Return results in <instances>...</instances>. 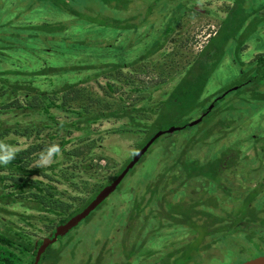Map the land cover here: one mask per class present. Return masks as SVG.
I'll use <instances>...</instances> for the list:
<instances>
[{
	"label": "trees",
	"instance_id": "16d2710c",
	"mask_svg": "<svg viewBox=\"0 0 264 264\" xmlns=\"http://www.w3.org/2000/svg\"><path fill=\"white\" fill-rule=\"evenodd\" d=\"M56 1L60 2H51L53 9L70 8L68 0ZM138 1L142 5L147 3ZM162 1L172 5L165 4L161 12L165 17L157 16L154 20L143 9L137 12L134 0L96 1L105 11L100 23L86 20L73 6L69 19L56 15L51 19L53 16L47 10L42 11L41 2L40 8L36 5L39 13L35 18H26L22 11L0 13V264H23L26 256H32L29 252L34 238L50 236L87 208L121 175L132 155L152 139L156 118L165 115H171L172 120L181 118L179 110L188 99L196 102L194 109L199 108L194 110L195 118L200 116L201 108L206 112L211 104V97L205 96L207 85L221 66L225 52L233 51L230 42L236 33L247 31L248 36L250 30L264 31V0H233L220 34L200 54L194 55L190 34L181 35V29L178 32L184 13L191 8V12L199 15H213L228 0H215L216 3L206 0L204 6L195 8L193 4L198 0H158ZM0 4L15 9L23 6L19 0H0ZM164 19L172 25L163 28ZM106 28H111L108 33ZM245 34L237 39L238 45L244 42ZM259 38L264 41V36ZM238 65L243 82L232 92L237 98L224 103L230 111H237L234 121L242 120L239 113L245 115L247 110L241 108L238 99H252L264 109V52L249 62L240 60ZM161 91L164 92L160 97ZM220 114L218 121L226 123V129L217 138L211 140L217 127L211 125L213 117L208 112L200 124L194 127L184 124L187 131L165 134L154 143L159 165L153 179L128 187L125 184L139 171L146 154L118 187L115 194L120 196L119 218L136 225L135 234L158 235L166 244L188 238L195 224L198 230L193 234L211 243L202 246L199 256L224 237L246 235L255 236L256 241L264 240V217L260 215L264 210H254V201L249 199L261 192L232 193L235 186L225 180L229 185H225L228 192L224 198L228 199L215 195L216 186L211 178L225 179L226 171L236 170L242 158L251 174L264 172V151L258 150L262 147L260 138L252 144L253 157L259 161L256 168L249 166L251 157L241 150L234 149V156L226 161L227 169L222 167L225 157L212 156L215 152L212 142L220 141L223 134L229 133L227 129L234 130L233 122H227ZM115 123L117 127L110 126ZM173 125L172 122L158 125L155 133ZM104 132L111 137L109 147L104 144L105 136L99 137ZM182 132L188 134L179 143ZM208 139L211 153L197 157L193 148L205 147ZM216 157L219 160L212 166L210 160ZM143 174L144 171L139 173ZM199 182L197 194L202 198L192 205L208 210H198L196 221L189 226L181 223L187 215L177 219L178 213L173 212L172 220L167 219L166 210L175 208L176 199L181 201L186 196L182 186ZM233 199L243 204L231 207ZM245 211L250 215L246 216ZM152 216L155 219L147 227L146 220ZM169 225L180 227L173 231L180 233L172 234ZM167 254V260L154 264H211L206 258L199 261V257L187 252L178 258L175 250ZM131 255L139 258L137 264H148L145 262L148 256L138 257L139 250ZM52 262L53 259L49 261Z\"/></svg>",
	"mask_w": 264,
	"mask_h": 264
},
{
	"label": "rangeland",
	"instance_id": "374dc122",
	"mask_svg": "<svg viewBox=\"0 0 264 264\" xmlns=\"http://www.w3.org/2000/svg\"><path fill=\"white\" fill-rule=\"evenodd\" d=\"M20 3L23 4L21 9H15V8H8V4L5 6L2 5V8L0 9L1 14H5L7 11L10 14H15L19 11L24 12L26 18L27 16L29 18H35L38 15V10L36 9V5L40 8V2H41V9L42 11L47 10V14L51 16H57L59 18H68L73 9L77 12H79L80 15L84 16V18L90 22H96L100 23L104 20L105 11L102 9L101 4H99L98 0H68L67 3H70V8L64 9L63 11L53 9L51 2H60L56 0H44L42 2L41 0H19ZM48 1V2H46ZM146 4H141L140 1L134 0V4H137V12H139L141 9H143V12L145 11L147 13V16L157 17L161 16V12H163L164 8H166L167 4L168 6L172 5L169 4L167 1L158 2V0H146ZM215 2V0H214ZM63 3V2H62ZM63 5V8L66 6V4ZM205 3V0H201L199 3L195 2L194 6H200ZM216 3V2H215ZM50 4V5H48ZM64 4V3H63ZM74 4V5H73ZM219 5H222L224 3L219 2L217 3ZM227 5L221 6L219 10H216V13L213 15L208 14H197L191 12L190 10L186 11L183 16V21L181 22L183 25L179 27V30L183 29V31H186V34H190V36L193 39V42L191 43L192 52L194 55H198L202 52V50L208 46L209 42L212 38H214L216 35L218 36L220 32L222 31V22L223 18H225L227 12H229V8H231L234 4L233 0H228L226 2ZM48 5V8L45 9V7ZM182 3L179 5L181 7ZM213 6V3L212 5ZM192 7V6H191ZM194 8V7H193ZM212 8V7H211ZM35 9V12L32 10ZM124 13L126 11L123 10ZM53 17H50L51 19H55ZM164 16V15H162ZM165 17V16H164ZM171 21H168L167 19L163 20L162 27H169L171 26ZM111 28H106L105 32H109ZM177 32V33H178ZM214 32V33H213ZM243 32H245V39L244 42H242L241 45H238L237 39H239L241 36H243ZM203 38H200L197 40L198 36H202ZM211 33V37H208ZM264 31L261 33L248 31H238L236 35L234 36V39L230 42V46L232 47L233 51H226L224 55L223 62L221 66L216 69L213 72V77L210 80L209 84L206 88V94H215L220 95L223 92H225L227 89H229L232 86H238L241 85L243 82V77L240 75V69L237 63L241 61L248 62L254 58L255 55L264 52V45H263V39L259 37H263ZM178 35V34H177ZM175 38L176 35L174 36ZM243 45L242 49L241 46ZM228 49V47H226ZM222 55V56H223ZM234 57V60L236 63L232 64V58ZM232 59V60H231ZM247 78V77H246ZM153 80V79H151ZM264 87V84H263ZM164 91H161L158 93L160 97L162 96V93ZM230 95H228V98ZM240 102L239 104H242V109H247L245 112V115L241 112L239 113V117H243L242 120H238L237 127L241 126V124L246 123L244 127H240L237 130H235L234 136L232 135L233 132H231V128L227 129L229 131V138H227V142L229 144V148L236 149L238 151L241 150L245 155H249L251 158L249 159V166L251 168H256L259 166V161L256 160L254 156L255 152L253 149V145L256 143V139L260 138L262 140L261 144L262 147H260L259 151H264V109L263 107H259L254 104L253 100H247L244 101L242 99H238ZM252 101V102H251ZM246 102H251L249 105ZM195 103L192 102L191 99H188L187 103L182 107V110H179L178 117H181L179 119L172 120L170 118L171 115H165L161 117L156 118L155 123L152 125V134L156 135L159 132L162 131H168L171 128L175 127H183L184 124H190L192 121L195 120V111L199 108H195ZM228 106V104H226ZM203 112V109H200V114ZM164 117V118H163ZM199 115L196 116L198 118ZM173 123L174 125L171 126L169 129L165 128L164 130H158L156 133V129L159 127L158 125H167L169 123ZM117 123L114 125H110L111 127H117ZM178 125V126H177ZM183 135L178 137V142L180 143L181 139H186L184 135L188 134L185 132L181 133ZM153 135V136H154ZM105 141L104 144L109 147L111 143V137L109 136L108 132L102 133L99 137H104ZM132 139H135V137H132ZM243 140V144L239 145L237 142ZM247 140V142H245ZM209 139L207 140V145L205 147H194L192 152H196L197 157L203 158L211 153V148L208 145ZM241 144V142H240ZM222 147V144H219L216 147V151L212 156H216L217 152L220 151ZM125 152H129V150H124ZM131 151V150H130ZM155 147H151L149 152L147 153L145 159H143L142 163L139 164V171L135 173V175L128 181V179L125 181V184H127V187L131 184H141L142 182H148L151 179L155 177L157 174V165L158 163V155L157 152L155 153ZM108 152H112V150H108ZM154 152V153H153ZM153 153V154H152ZM111 154V153H110ZM152 154V155H150ZM113 156H118L116 153H112ZM194 155H192L193 157ZM133 157V155H132ZM131 157V158H132ZM121 158L118 156V159ZM148 158L149 164H145L148 162H145V160ZM219 160V158H214L210 161H212V166ZM264 165V160H263ZM143 166V167H142ZM138 167V168H139ZM237 172L234 170H231L233 172L227 174L228 180L233 183V185L237 188V190H233L232 193H246L248 192L247 189H250V193L253 191L261 192V194H255L253 196H249V199L254 204V210L260 211L264 210V172L260 173H252L251 171L247 169V165L242 161L239 160L237 162L236 167ZM213 169V167H212ZM141 171L145 172L144 176H140L139 173ZM235 173V174H233ZM247 179H250L254 182V184L249 183ZM235 180V182H233ZM124 184V185H125ZM256 185V186H255ZM126 187V185H125ZM175 187V186H174ZM255 187V188H254ZM182 188V187H181ZM258 188V189H257ZM122 191V190H121ZM192 187L186 190V195H189V197L183 198V200L176 199V202H174L175 208H168L166 211L168 212L167 219L172 220V213L177 212L178 218H183L184 215H187V218H185L186 221H182L181 223L187 224V226L191 225V223H194L196 221V213L198 210L201 211V209L208 210L207 207L202 206L196 207L195 205H192V203H189L190 200H192L195 196L198 198L200 197V194H194L192 192ZM115 194V193H114ZM111 195L109 199H107L102 206H100L99 210L97 209L95 212H93V215L88 219L84 220L80 226L73 229L71 232H69L66 239H62L58 241L57 244H55L52 248V250L46 255V258L53 259L54 263L58 264H69L67 261V258H71L76 261L70 262L71 264H120L124 260V263L122 264H137L138 259H135L133 257L132 252L135 251L134 249L137 247V241L140 242L135 236H142L144 240H147L148 246H151L154 249L152 254L154 255L153 258L149 260L148 264H154L157 260H167L165 256H168L169 251H176V258L181 257L185 252L192 254L195 257H199V261H203V257L207 259V261L211 262V264H242L247 261L253 260L255 258H258L260 256H264V240L260 238L259 241L254 240L251 236H227L228 238H221L217 239L218 243H213L211 248L208 250L209 252L201 253V256L198 255L199 251L203 250V245L207 246V243L209 244L210 241L207 239H202L200 236H195L197 227L194 225L191 226V231L188 236V238H182V239H176L174 241H169L166 244H163V239L160 238L161 236L158 235H152V236H144V234H135L136 225H131L129 221H125L121 218H119V211L117 210L118 204H119V198L120 196L118 193L115 195ZM223 196L222 200H227ZM230 206L232 207H239L241 203L239 200L230 201ZM183 213H181V212ZM212 211V210H211ZM160 211H158L156 214H158ZM213 212V211H212ZM188 213V214H187ZM192 213V216L190 215ZM246 216H249L250 213L244 212ZM257 215L256 213H254ZM262 217H264V213L260 214ZM143 218V217H142ZM152 219V220H151ZM154 216L148 217V220H146V226L148 227L151 222L153 221ZM142 221V220H140ZM231 219L228 220L230 222ZM148 222V223H147ZM173 222V221H172ZM174 223V222H173ZM172 223V224H173ZM171 225V224H170ZM168 226V230L171 231L172 234H179L180 232H173L178 230L180 227L176 226ZM141 229V228H140ZM125 231V232H124ZM124 232V233H123ZM87 236V238H85ZM89 236H92L89 238ZM134 236V238L132 237ZM64 240V241H63ZM184 241H187L188 243L179 249H177V245H183ZM80 242L82 245H80ZM75 243V244H74ZM66 244L73 245L70 250L67 248L63 249V246ZM115 245V248H114ZM211 245V243H210ZM209 245V246H210ZM62 250V251H61ZM77 251L78 257L75 256L74 252H72V255L76 258L70 257L68 251ZM89 250V253L86 254ZM132 250V251H131ZM141 250V251H140ZM60 254L59 259L57 258V255ZM126 252H128L126 254ZM243 252V253H241ZM149 250H146L143 246V243L139 245V256H144L145 258L148 256ZM152 255V256H153ZM235 255H238L239 257H236ZM123 256L125 257L124 260H122ZM132 256V257H129ZM175 258V259H176ZM238 258V259H237ZM25 260L23 261V264H32L33 258L32 257H25ZM43 262V261H42ZM172 262V261H171Z\"/></svg>",
	"mask_w": 264,
	"mask_h": 264
},
{
	"label": "flooded vegetation",
	"instance_id": "af4514ba",
	"mask_svg": "<svg viewBox=\"0 0 264 264\" xmlns=\"http://www.w3.org/2000/svg\"><path fill=\"white\" fill-rule=\"evenodd\" d=\"M201 0H198L197 1V3H199ZM206 1V0H205ZM218 1H220V0H218ZM225 4V3H224ZM205 5V3L203 4V6ZM194 8H195V6H194ZM200 11H202V12H205V10H201V9H199ZM233 59V60H232ZM231 60H232V64H234V63H236V61H234V57L232 58ZM249 62V61H248ZM238 64V63H237ZM239 66V65H238ZM240 87V85H238V86H232V87H230L229 89H227L225 92H223L222 94H220V95H215V94H213V95H211V94H209V95H207V97H211V104L209 105V107H208V110L206 111V112H202L201 114H200V116L198 117V118H195V120H198L199 118H201L202 116V119L204 118V116H206V114L208 113V112H210V116H212L213 117V122H212V124L211 125H213V126H215V127H217L216 129H215V131L211 134V140H212V138H217V136H218V133L219 132H221V131H223V130H225L226 128H224L225 126H226V123H219V121H218V119H219V113H221L220 114V116H223L222 118H224V117H226L227 119H228V121L227 122H233V124L231 125V126H233L234 127V130L233 131H231V132H235V130H237L238 128H242V127H244V125L246 124V123H243V124H241V126H239L238 128H235L236 126H237V122H238V120L237 121H234V119H235V116H236V112L237 111H230L229 109H227L226 107H225V102H227V101H229V100H233V99H235V98H237V96L234 94V93H232L235 89H237V88H239ZM205 94V93H204ZM203 94V95H204ZM227 94V95H226ZM202 95V96H203ZM228 95H230V97L228 98ZM237 100V99H236ZM235 102V101H234ZM233 102V103H234ZM221 110H223V111H221ZM216 113H217V115H216ZM211 117V118H212ZM194 120V121H195ZM193 122V121H192ZM202 122V121H201ZM200 122V123H201ZM199 123V124H200ZM188 126H190V124H188ZM188 126L187 125H185V126H183V127H181V128H179V127H177V128H179V130L178 131H181V130H185V131H187V129H188ZM240 128V129H241ZM229 132V131H228ZM229 133H225V134H223L222 136V138H221V140L219 141H217L216 140V142H215V144H214V142H212L213 143V145H214V147H215V151H216V147L219 145V144H222V147H221V149H220V151H218L217 152V156H222V157H225V161L224 162H222L223 164H222V167H223V169H227V162H229V160H231V158H232V156H234V149H232V148H229V144H228V142H227V138H229ZM155 136V135H154ZM245 142H247V140H245ZM244 142H243V140H241V144H239V145H242ZM144 146H146V145H144ZM153 147V146H152ZM141 150H142V148H141ZM141 150H139V151H141ZM137 154V153H136ZM135 155V154H134ZM133 155V156H134ZM249 158H250V156L249 155H247ZM132 159H133V157H132ZM228 160V161H227ZM227 161V162H226ZM234 171H236L237 172V170H234ZM231 172H233V171H226V173L227 174H229V173H231ZM225 173V174H226ZM224 174V175H225ZM233 174H235V173H233ZM212 176H214V174L212 173L211 174ZM223 176V175H222ZM215 177V176H214ZM225 180H228V176H226L225 177V179L224 178H220V180H219V177H215V178H211V181H213L214 182V186H216V189H215V191H216V193H215V195H217L218 196V198H221V199H223V196H224V194L225 193H227L228 191L225 189V185H229V184H225ZM248 181H249V183H251V181L252 180H250V179H247ZM228 182H229V180H228ZM233 182H235V180H233ZM252 184H254V182L252 181ZM203 185V184H202ZM204 186H206V185H204ZM256 186V185H255ZM185 190H187L188 191V189L190 188V187H192V192L194 193V194H197V193H199L200 191H199V187H200V182L198 183V184H196V185H193V184H191V185H189L188 183H185L183 186H182ZM235 190H237V188L235 187ZM247 190H250V189H247ZM196 192V193H195ZM185 197H189V195H186ZM184 197V198H185ZM199 202V198L198 197H194L192 200H190L189 201V203H198ZM55 233V232H54ZM53 233V234H54ZM52 234H50V236H43V237H37V238H34V246H33V249H31V251L29 252V254H32V256H29V257H32L34 260H33V263L32 264H34L35 263V260H36V256H37V253H38V251H39V249H40V247L42 246V243H43V241L46 239V238H53V236H51ZM137 236V235H136ZM135 236V237H136ZM64 238L65 237H67V236H63ZM133 238H134V236H132ZM139 237H142V236H139ZM60 238V237H59ZM58 238V241L60 240ZM85 238H87V236H85ZM139 241H141L142 243H143V246L145 247V249L146 250H149V254H148V258H147V260L145 261L146 263H149V260L151 259V258H153V256H152V251L154 250V249H156V248H152L151 246H148V244H146L148 241L147 240H144L143 238H141V239H138ZM58 241L56 242V243H54V244H52V245H50L48 248H47V250H46V252L43 254V256H42V258H41V261H40V263L39 264H58V263H49V261L51 260V258H49V259H47L46 258V254L48 253V252H50L53 248V246L55 245V244H57L58 243ZM141 242H138L137 241V247L135 248V250H139V245L141 244ZM80 245H82V244H80ZM73 245H67L65 248H67V249H71V247H72ZM65 248H62V250L63 249H65ZM114 248H115V246H114ZM61 250V251H62ZM68 251V250H67ZM141 251V250H140ZM75 253V256L76 257H78V255H77V251H74ZM68 253H69V255H70V257H72V258H76V257H74L73 255H72V251H68ZM60 254H61V252L57 255V258L59 259V257H60ZM27 257V256H26ZM125 259V257L122 259V260H124ZM43 261V262H42ZM67 261L69 262V264H71L70 262H72V261H76V260H73V259H71V258H67ZM125 261V260H124ZM124 261L122 262V263H124ZM122 263H120V264H122Z\"/></svg>",
	"mask_w": 264,
	"mask_h": 264
},
{
	"label": "water",
	"instance_id": "95a60500",
	"mask_svg": "<svg viewBox=\"0 0 264 264\" xmlns=\"http://www.w3.org/2000/svg\"><path fill=\"white\" fill-rule=\"evenodd\" d=\"M181 35H186V31H183V29L180 31ZM199 39V36L197 37V40ZM193 42V39H192ZM236 90V89H235ZM203 117V116H202ZM199 118L198 120H195L190 123V127H194L198 125L203 119ZM179 128H171L168 131H162L156 134L152 137V139L142 148L141 151H139L137 154L133 156V159L130 161V163L127 165V167L124 169V171L121 173V175L110 185L106 186L99 194L98 196L85 208L81 213L77 214L73 218H71L67 223L59 226L55 233L52 234L53 238H46L42 246L40 247L36 260L34 264H39L41 261V258L43 254L46 252L47 248L56 243L58 241L59 237L66 236L71 232L73 229L77 228L81 225V223L86 220L94 211H96L107 199L113 195L118 187L122 184L128 173L135 167L139 162L142 160V158L149 152L151 147L154 145V143L163 135L165 134H174L177 132ZM242 264H264V256H260L258 258H255L253 260L247 261Z\"/></svg>",
	"mask_w": 264,
	"mask_h": 264
},
{
	"label": "built area",
	"instance_id": "2783aa9c",
	"mask_svg": "<svg viewBox=\"0 0 264 264\" xmlns=\"http://www.w3.org/2000/svg\"><path fill=\"white\" fill-rule=\"evenodd\" d=\"M213 33H214V32H213ZM203 35H205V34L203 33V34H202V36H199V39H200V38H203ZM208 37H211V33L209 34V36H208ZM102 163H103V165H105V164H106V162H105V161H103Z\"/></svg>",
	"mask_w": 264,
	"mask_h": 264
}]
</instances>
